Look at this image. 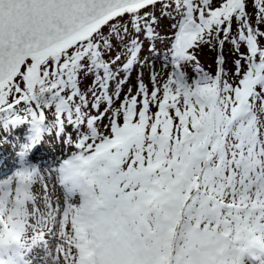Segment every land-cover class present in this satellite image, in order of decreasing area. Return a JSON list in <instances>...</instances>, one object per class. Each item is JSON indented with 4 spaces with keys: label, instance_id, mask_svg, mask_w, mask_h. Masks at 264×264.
I'll return each instance as SVG.
<instances>
[{
    "label": "snow or ice",
    "instance_id": "obj_1",
    "mask_svg": "<svg viewBox=\"0 0 264 264\" xmlns=\"http://www.w3.org/2000/svg\"><path fill=\"white\" fill-rule=\"evenodd\" d=\"M21 122L75 150L0 180V264H264V0H0Z\"/></svg>",
    "mask_w": 264,
    "mask_h": 264
},
{
    "label": "rangeland",
    "instance_id": "obj_2",
    "mask_svg": "<svg viewBox=\"0 0 264 264\" xmlns=\"http://www.w3.org/2000/svg\"><path fill=\"white\" fill-rule=\"evenodd\" d=\"M214 53L210 50H206L202 56L201 63L205 67L206 71L211 70L213 65ZM157 64V68H159ZM228 68H232V58L229 57ZM68 131H71L70 129ZM32 126L28 122L10 123L5 126L0 123V148L4 150L3 155H6V162L2 165L0 171V180L12 176L22 166H35V167H48L55 164L61 157H66L74 151V148H70L60 135H57L55 130L44 131L41 133V138L38 144L27 152V155H23L25 146L31 143ZM67 138V132L65 133V139ZM40 145L41 151H36ZM43 248H37L34 253V258L39 260L44 255ZM245 264H249L248 258H244Z\"/></svg>",
    "mask_w": 264,
    "mask_h": 264
},
{
    "label": "bare ground",
    "instance_id": "obj_3",
    "mask_svg": "<svg viewBox=\"0 0 264 264\" xmlns=\"http://www.w3.org/2000/svg\"><path fill=\"white\" fill-rule=\"evenodd\" d=\"M37 144H38V143H37ZM40 149H41V147H40V145H39L36 151H41ZM3 152H5V151L2 150V149L0 148V164H2L3 161H4V160H3V161L1 160V159L4 158V155L2 154ZM1 155H3V156L1 157Z\"/></svg>",
    "mask_w": 264,
    "mask_h": 264
}]
</instances>
